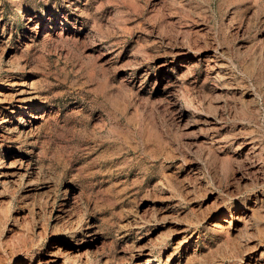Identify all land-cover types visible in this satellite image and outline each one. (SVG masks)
Instances as JSON below:
<instances>
[{
    "label": "rangeland",
    "instance_id": "rangeland-1",
    "mask_svg": "<svg viewBox=\"0 0 264 264\" xmlns=\"http://www.w3.org/2000/svg\"><path fill=\"white\" fill-rule=\"evenodd\" d=\"M0 56V264H264V0H0Z\"/></svg>",
    "mask_w": 264,
    "mask_h": 264
},
{
    "label": "bare ground",
    "instance_id": "bare-ground-1",
    "mask_svg": "<svg viewBox=\"0 0 264 264\" xmlns=\"http://www.w3.org/2000/svg\"><path fill=\"white\" fill-rule=\"evenodd\" d=\"M31 88L32 87L18 88V89H16L14 94H12V95L10 94V97H7L6 94L4 95V94H2L0 92V106H1V110L0 111L2 112L4 106H6V105H9V104H12V103H21L22 104V103H26L29 100H31L32 98H27L28 96L33 95V93H34L31 90ZM31 107H25V108H31ZM25 108H24V110H26ZM40 109H41V107H40ZM42 110H44V109H42ZM50 116H51V114H49L48 112L42 111V112H37V113H31L29 115V118L20 117L18 119L19 120L18 121V125L20 126V129H19L20 133H23L26 136L27 135L31 136V135L35 134V132L39 129L40 125L43 122H45V121H47V120H49L51 118ZM2 118H3V120L0 123H4V122L7 121L6 116H3ZM15 127L16 126H13V127H9L8 126V127H6L4 129V131L2 132V134L0 135L1 139L8 138L7 135L10 134V133L12 135V133H14V131H15ZM27 166L28 165H27V163H26V161L24 159L23 154H17V155L13 156L10 159L9 165L7 167L8 170L4 173V175L6 176V178H10V179L14 178L16 176H19V175L23 174L25 172V170L28 169ZM214 226H219V225L217 224V225H214Z\"/></svg>",
    "mask_w": 264,
    "mask_h": 264
}]
</instances>
